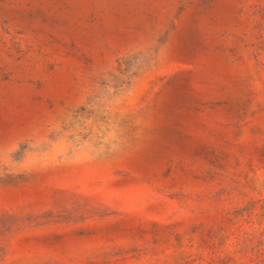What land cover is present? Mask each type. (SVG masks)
Listing matches in <instances>:
<instances>
[{
  "label": "rangeland",
  "instance_id": "obj_1",
  "mask_svg": "<svg viewBox=\"0 0 264 264\" xmlns=\"http://www.w3.org/2000/svg\"><path fill=\"white\" fill-rule=\"evenodd\" d=\"M0 264H264V0H0Z\"/></svg>",
  "mask_w": 264,
  "mask_h": 264
}]
</instances>
